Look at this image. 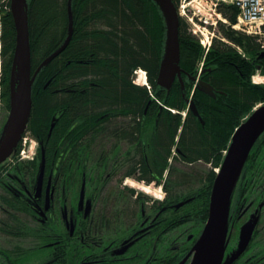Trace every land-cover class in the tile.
<instances>
[{
    "label": "trees",
    "instance_id": "1",
    "mask_svg": "<svg viewBox=\"0 0 264 264\" xmlns=\"http://www.w3.org/2000/svg\"><path fill=\"white\" fill-rule=\"evenodd\" d=\"M172 1L177 8L178 0ZM27 7L32 72L63 44L68 33V8L72 13L73 31L68 45L41 68L33 83L27 131L49 144L47 162L60 138L68 135L66 140L72 145L64 147L71 149L73 163L80 156L92 155L94 177L123 174L117 186L108 184L115 175L111 179L103 175L97 187L118 188L126 177L161 185L165 191H173L167 197L169 204L193 197L179 210V216L204 223L215 178L213 169L220 166L222 153L241 120L256 105L264 103V84L251 81L256 74L264 76V58L257 59L260 50L255 38L232 29L237 9L217 4L215 11L227 24L217 22V35L207 51L180 19L179 66L184 88L175 80L167 91L157 85L165 28L161 12L152 0H27ZM14 46L9 0H0V104L5 110L9 106ZM139 69L145 72L149 87L132 83L133 73ZM199 69L200 78L216 92L215 98L199 91L192 96L203 126L190 112L186 111L184 119L180 114L186 110L185 99L191 93L190 79ZM81 89L83 94H79ZM103 113L109 115L96 121ZM51 123L54 127L47 138ZM174 163L188 168L197 163L209 165L204 188L192 189L190 183L195 175L188 171L182 174ZM24 168L21 162L13 172L18 169L23 174ZM166 173L168 180L162 182ZM180 188L186 191L176 194L174 190ZM263 200L264 133L245 163L233 197L232 221L241 207H255ZM7 217L8 220L0 221V234L13 239L29 237L32 247L23 249L24 255L38 250L37 229L25 225L22 228L16 214ZM177 218L175 214L174 222ZM182 221L175 225L180 226ZM57 252L63 259L52 264H64L69 254ZM23 253L15 247L9 252L0 250V257L16 264L21 262Z\"/></svg>",
    "mask_w": 264,
    "mask_h": 264
},
{
    "label": "flooded vegetation",
    "instance_id": "2",
    "mask_svg": "<svg viewBox=\"0 0 264 264\" xmlns=\"http://www.w3.org/2000/svg\"><path fill=\"white\" fill-rule=\"evenodd\" d=\"M142 77L144 78V75H141ZM132 83L137 85L134 80ZM74 88L78 90V85ZM84 92L81 89L79 94ZM151 99L154 100L153 97ZM108 115L100 114L96 121L104 120ZM57 121L58 119L54 124ZM72 124L76 125L75 122ZM50 135L51 131L48 132L47 138ZM24 136L32 138L36 143L33 157L26 156L27 160L19 156L20 150L24 149ZM67 137L68 135L64 134L60 138V144L54 146L55 151L47 162L46 148L49 144L44 143L41 137H35L30 131H26L18 145L19 153H13L0 165V214L5 216V220L9 219L7 215L16 214L20 218L22 228L25 225L27 228L37 229L38 250H48L50 258L42 264L61 262L63 258L57 251L69 254L71 260L67 259L64 264H180L201 232L199 229L183 241L165 237L177 228L175 223L179 224L184 219L181 215L177 218L179 220L174 222L173 212L185 205L175 209L176 203L169 204L165 197L160 204L153 205L154 211L151 215L145 212V201L142 202L144 199L141 200L138 192L125 188L109 189L107 185L97 187L98 180L103 175L104 178L111 179L115 174L110 176V173H103L100 177H94L92 155L83 158L78 154L80 157L73 163L71 149L64 147L72 145L68 144L70 141L66 140ZM21 162L25 167L23 174L19 173L18 169L14 173L13 170ZM41 163L44 165L40 174ZM116 174L108 182L111 186L112 183L117 186L123 176L121 172ZM122 180L124 179H121V182ZM126 194H133V198L140 202L139 211H125L122 203ZM256 209L257 206L244 208L237 215V220L229 230L225 262L238 248L241 226L254 215ZM262 212L260 209L256 212L260 219L263 217ZM243 217H246V220L239 223ZM252 234L248 245L232 264H264V221L258 222ZM16 238L30 242L29 237ZM159 247L161 251L157 253ZM19 250L23 253V248ZM190 260L191 255L183 264H189ZM17 264L24 263L21 261Z\"/></svg>",
    "mask_w": 264,
    "mask_h": 264
},
{
    "label": "water",
    "instance_id": "3",
    "mask_svg": "<svg viewBox=\"0 0 264 264\" xmlns=\"http://www.w3.org/2000/svg\"><path fill=\"white\" fill-rule=\"evenodd\" d=\"M152 1L161 12L165 28L157 85L169 91L176 79L182 84L183 70L179 66V15L172 0ZM10 14L15 30V46L9 76V112L0 131V165L12 154L26 131L32 109L33 83L37 74L41 67L49 64L66 48L72 36L73 24L71 10L68 8V33L65 41L32 72L27 0H10ZM257 58H264V53H260ZM192 81H195V77H192ZM196 89L215 97L212 87L201 80L198 81ZM189 110L198 116L192 101H189ZM263 133L264 104L254 110L232 135L226 155L211 186L206 222L195 244L180 264H183L190 255L192 258L189 264H232L248 245L259 219L257 211L242 225L238 248L228 261L223 263L229 241L233 195L247 158ZM43 165L44 163H41L40 174L43 172ZM189 201L176 205V208ZM262 205L263 203L259 208Z\"/></svg>",
    "mask_w": 264,
    "mask_h": 264
},
{
    "label": "rangeland",
    "instance_id": "4",
    "mask_svg": "<svg viewBox=\"0 0 264 264\" xmlns=\"http://www.w3.org/2000/svg\"><path fill=\"white\" fill-rule=\"evenodd\" d=\"M215 3H216V0H178L177 9H178L180 18L186 23L191 33L194 36H196V38H198L205 45H207L212 40V38L216 37L217 22L224 21L223 17L221 15L219 16L217 12L215 11V7H214ZM209 26H211V28H209ZM141 75H144V73L137 71V74L133 76L134 82L138 86L146 87L144 84L145 80L143 77L141 78ZM253 79L257 81L259 80L260 82H264V77L260 75L254 77ZM6 117H7V111L3 110V107H2V110L0 112V130L5 122ZM25 140L26 142L25 144L24 143L22 144V147L24 146V149H25L24 154H23L24 160H27L26 156H28V158L33 157L34 155L33 153L35 152V149H36V143L32 138L28 136L25 137ZM173 153H175L174 150L172 151V154ZM174 164H175V167L179 169V171L182 174L188 171L190 173L192 172V174L195 175L193 182L190 183V185H192L191 187L192 189L195 190L197 188L198 189L204 188L205 183L203 182V179L207 171L211 169L209 165H205L203 163H197L193 165L192 167L188 168L180 163H174ZM174 176H177V175L175 174ZM174 176L172 177V179H174ZM166 180H168L167 173L164 174V179L162 182H165ZM169 180H171V178ZM112 184L115 185L114 183ZM119 188L130 189V190H133L135 193L138 192V194L141 197V200L144 199L142 200V202L145 201V205H144L145 212L151 215L153 214V211H154L153 205L159 204L162 200L165 199V197H168L169 195L173 194V191L168 190L165 192V190H163L161 187L157 185H154V183L144 184L141 182H137L131 178H126L122 180L118 189ZM185 191H186L185 188L174 190L176 194L180 192L183 193ZM133 197H134L133 194H130V195L126 194L123 197L124 202L122 203V205L127 213L140 210L139 208L140 202L136 201ZM157 209L158 210L160 209L159 205ZM262 211H263L262 221H264V209ZM170 212L172 214L171 210ZM173 214L174 216L176 214L179 217L180 212L175 211L173 212ZM3 218L5 220V216L0 214V219H3ZM176 220H179V219H176ZM245 220H246V217H243L241 218V220H239V223ZM180 225H181L180 227L174 228L173 232H169L168 234H166L165 237L171 240L179 239L180 241H183L187 236L192 235L193 232L194 233L198 232V230L202 228L203 223H200L199 221H194V217L193 218L189 217L185 219L184 221H182ZM232 239H234V237H232ZM15 247L20 248V249L21 248L28 249L32 247V242L31 241L23 242L20 240L13 239L10 235L8 236V235L0 234V250H7L9 252L11 250L13 251ZM160 251L161 250L159 247L157 249V253ZM48 254H49L48 250H38L33 253H27V255L23 256L21 261H23L24 264H42L44 262L46 263L48 262V259H50ZM58 263H61V262H58ZM0 264H9V263L5 261L4 258L0 257Z\"/></svg>",
    "mask_w": 264,
    "mask_h": 264
},
{
    "label": "built area",
    "instance_id": "5",
    "mask_svg": "<svg viewBox=\"0 0 264 264\" xmlns=\"http://www.w3.org/2000/svg\"><path fill=\"white\" fill-rule=\"evenodd\" d=\"M223 2L234 3L239 11L240 16L238 18V29L246 34L258 36L259 43L262 49H264V0H217ZM263 39V40H262Z\"/></svg>",
    "mask_w": 264,
    "mask_h": 264
},
{
    "label": "bare ground",
    "instance_id": "6",
    "mask_svg": "<svg viewBox=\"0 0 264 264\" xmlns=\"http://www.w3.org/2000/svg\"><path fill=\"white\" fill-rule=\"evenodd\" d=\"M225 4V5H233L236 9H237V11H238V15H237V21H236V23L234 24V25H232V29L233 30H235V28H237V26L239 25V22H240V20L238 21V18H239V16H240V11H239V9H238V7L234 4V3H227V2H223V1H217L216 0V3L214 4V7L216 8V6H217V4ZM175 5V4H174ZM216 5V6H215ZM176 7V6H175ZM176 10H178L177 8H176ZM241 23V22H240ZM72 27H73V24H72ZM262 27L264 28V26H260V28L262 29ZM73 31V30H72ZM29 32V31H28ZM203 47H206V45H203ZM61 54V53H60ZM60 54H58V55H60ZM43 63V62H42ZM42 65V64H41ZM40 65V66H41ZM44 67V66H43ZM42 68V67H41ZM41 70V69H40ZM202 70V69H201ZM140 72H143V71H140ZM144 73V72H143ZM144 75H145V73H144ZM145 82L146 81H144V84H145ZM255 82H257V83H260V81L258 80H255ZM35 84V83H34ZM143 84V85H144ZM145 86H146V84H145ZM152 100V99H151Z\"/></svg>",
    "mask_w": 264,
    "mask_h": 264
}]
</instances>
